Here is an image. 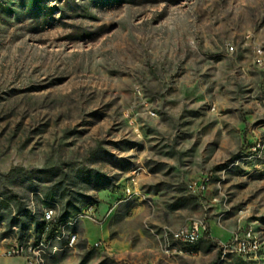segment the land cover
Listing matches in <instances>:
<instances>
[{"label":"rangeland","instance_id":"1","mask_svg":"<svg viewBox=\"0 0 264 264\" xmlns=\"http://www.w3.org/2000/svg\"><path fill=\"white\" fill-rule=\"evenodd\" d=\"M9 192L69 213L42 264H264V0H0V264H26Z\"/></svg>","mask_w":264,"mask_h":264},{"label":"trees","instance_id":"2","mask_svg":"<svg viewBox=\"0 0 264 264\" xmlns=\"http://www.w3.org/2000/svg\"><path fill=\"white\" fill-rule=\"evenodd\" d=\"M10 199L14 202H16L19 207L18 211L19 214H23L25 212V207L22 198L13 193L9 192ZM67 188L63 187V183H57L54 185L51 189H49L46 197L49 202H57L60 198H64L65 195H67ZM82 206H86L91 202V198L83 196ZM69 207H73L74 211L76 213L80 212V208H76L73 206L72 203H68ZM26 213V212H25ZM66 216H69V213H66L64 218H58L55 219V221H46L45 219L40 220L35 215H32V213L23 214L20 218H16L13 220H9V227L10 228H18L19 232H24L26 227H34L35 228V235H34V243L36 245H39L42 242L44 244H49L53 240L57 239V237H61L63 235L62 227L66 226ZM4 217L0 214V223L4 221ZM30 229V228H28ZM21 242H28L27 240H24V237L22 236L20 238ZM198 245V244H197ZM197 245L195 246H188L185 247V249L189 253H195L197 252Z\"/></svg>","mask_w":264,"mask_h":264},{"label":"built area","instance_id":"3","mask_svg":"<svg viewBox=\"0 0 264 264\" xmlns=\"http://www.w3.org/2000/svg\"><path fill=\"white\" fill-rule=\"evenodd\" d=\"M53 215H54V211L50 210L45 220L55 221ZM205 232H206V226L202 223L195 222L190 225L180 227L176 230H165L163 234V241L165 247H171L173 243H176L178 245H182L183 246L182 250L189 253L185 249V247L197 245L202 240ZM247 236L251 237V231L247 233ZM56 240H62V236L57 237ZM75 240H76V236L72 235L69 244L72 245L75 242ZM51 243L52 242L45 245L44 242L41 241L39 245H36L35 243H29V241L21 242L20 244H15L5 249L2 252V256L5 258H13V257L21 256L24 258L26 264H42L43 263L42 260L33 257L32 253H35L37 250H42L43 248H47V246H49ZM98 245L99 244L97 243L96 246ZM257 248H258L257 245H253V247L249 248L245 243H242L240 245L239 252L242 254H247L250 251L256 250Z\"/></svg>","mask_w":264,"mask_h":264}]
</instances>
